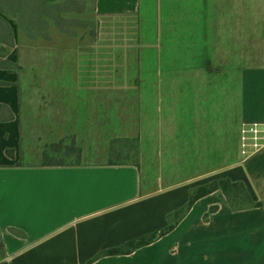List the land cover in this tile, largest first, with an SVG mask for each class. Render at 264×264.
I'll use <instances>...</instances> for the list:
<instances>
[{
    "label": "crops",
    "instance_id": "1",
    "mask_svg": "<svg viewBox=\"0 0 264 264\" xmlns=\"http://www.w3.org/2000/svg\"><path fill=\"white\" fill-rule=\"evenodd\" d=\"M92 7L96 27L133 24L135 36L24 34L2 60L12 66H0V104L13 119L0 122V264H89L165 229L192 189L223 179L242 183L262 206L234 211L213 192L157 241L91 264H264V149L245 159L239 153L242 124L264 123V66L251 63L263 39L264 0H92ZM178 45L193 54L195 93L211 135L237 162L153 193L143 192L134 165L40 166L45 145L62 139L76 141L82 160L106 150L111 139L91 136L116 133L119 93L137 88L139 59L161 65Z\"/></svg>",
    "mask_w": 264,
    "mask_h": 264
},
{
    "label": "rangeland",
    "instance_id": "2",
    "mask_svg": "<svg viewBox=\"0 0 264 264\" xmlns=\"http://www.w3.org/2000/svg\"><path fill=\"white\" fill-rule=\"evenodd\" d=\"M80 1H83V4L87 3L86 11L83 14L67 15L68 18L77 20L71 24L82 26L75 29L77 36L93 38L98 35L103 38L120 39L135 36L137 28L133 24L129 29L118 30L106 25L103 28L96 27L92 0ZM80 6V4H71L67 8L75 9ZM9 23L15 38L24 35L15 20H10ZM55 29L51 26V35ZM87 48L89 49L86 52L87 59H92L90 51L92 46ZM176 48L177 53L172 55L176 60L172 59L163 66L157 61L144 62L139 59L137 62L139 67L141 66L143 71L151 75L150 84L141 88L137 86L133 91L119 93L117 137H124L130 141L128 148L133 149L127 162L139 168L144 193H153L189 180L201 179L234 164L239 159L235 151L221 146L210 136L207 125L203 122L199 98L195 93L194 62L190 59L193 54L189 53V50L187 53H180L179 45ZM10 49L7 48L5 54L1 56L6 57ZM179 58L185 60L180 61ZM2 60L3 58L0 57V66L5 65ZM156 63L159 65L158 68L154 67ZM251 63L254 66H264V30L263 39L256 46ZM159 69L162 70L161 76L158 75ZM113 137L111 133L102 132L92 135L91 140L98 142ZM107 145L106 150L104 148L97 150L102 156L92 155L82 161L107 162L109 142ZM68 161L74 159L70 158Z\"/></svg>",
    "mask_w": 264,
    "mask_h": 264
},
{
    "label": "trees",
    "instance_id": "3",
    "mask_svg": "<svg viewBox=\"0 0 264 264\" xmlns=\"http://www.w3.org/2000/svg\"><path fill=\"white\" fill-rule=\"evenodd\" d=\"M82 2L83 1L80 0H0V57L5 58V56L1 55L5 54L7 48H12L15 43L14 31L9 23L10 20H15L24 34L32 40H50L52 37L51 26H54L59 32L67 36H77L75 29L81 28L82 26L71 24L77 20L68 18L67 15L72 13L83 14L86 11L87 3L85 2V4H83ZM71 4H80L81 6L80 8L75 9L67 8V6ZM168 62V60L163 61L162 66ZM2 66L11 67L12 65L5 63V65ZM158 66L159 65L157 63L154 64V67L158 68ZM140 76L141 77L137 79V86L141 88L146 86L148 83L150 84V74L142 70ZM198 98L200 107L203 111V122L206 124L204 108L199 96ZM0 113L2 115L0 116V122L13 119V114L5 105L0 104ZM118 128L119 124L117 121V131ZM117 131L115 133L116 135L111 138L109 143V159L107 164L112 166L134 165L127 162L130 152L133 149L128 148L130 141L124 137H117ZM208 132L210 133L209 129ZM210 136L213 138L211 133ZM69 141L70 142L66 144V140L62 139L58 143L45 145L40 154V166H80L82 164V149L77 145L74 139ZM7 154L12 155V151H7ZM70 158H73L74 161H68ZM216 191H221L225 195L234 211H240L248 208H258L262 206L261 203H254L251 200L245 186L242 183L232 182L228 179L213 181L192 189L190 191L189 202L183 208L169 215V224L165 229L128 242L123 246L102 252L92 261L105 256L127 255L141 247L157 241L175 229V227L199 199ZM216 210L217 207H212L205 215V219H207L209 215L214 213ZM12 232L19 234V232L15 230H12ZM5 257V246L0 232V261ZM92 261H90L89 264H91Z\"/></svg>",
    "mask_w": 264,
    "mask_h": 264
},
{
    "label": "built area",
    "instance_id": "4",
    "mask_svg": "<svg viewBox=\"0 0 264 264\" xmlns=\"http://www.w3.org/2000/svg\"><path fill=\"white\" fill-rule=\"evenodd\" d=\"M127 58L134 59L133 50H129ZM264 149V123H244L240 129L239 153L242 159Z\"/></svg>",
    "mask_w": 264,
    "mask_h": 264
}]
</instances>
